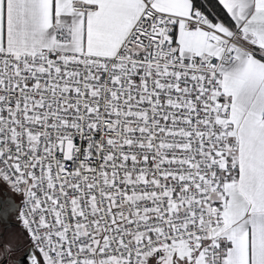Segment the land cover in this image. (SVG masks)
<instances>
[{"label":"snow or ice","instance_id":"1","mask_svg":"<svg viewBox=\"0 0 264 264\" xmlns=\"http://www.w3.org/2000/svg\"><path fill=\"white\" fill-rule=\"evenodd\" d=\"M264 264V0H0V264Z\"/></svg>","mask_w":264,"mask_h":264},{"label":"water","instance_id":"2","mask_svg":"<svg viewBox=\"0 0 264 264\" xmlns=\"http://www.w3.org/2000/svg\"><path fill=\"white\" fill-rule=\"evenodd\" d=\"M19 259L21 260V264H23L25 258L23 256H21V257H19Z\"/></svg>","mask_w":264,"mask_h":264},{"label":"flooded vegetation","instance_id":"3","mask_svg":"<svg viewBox=\"0 0 264 264\" xmlns=\"http://www.w3.org/2000/svg\"><path fill=\"white\" fill-rule=\"evenodd\" d=\"M16 256H17V258L21 257L20 252H17V253H16Z\"/></svg>","mask_w":264,"mask_h":264}]
</instances>
